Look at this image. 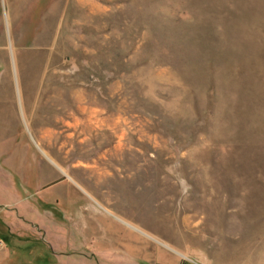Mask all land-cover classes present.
<instances>
[{
	"label": "rangeland",
	"instance_id": "obj_1",
	"mask_svg": "<svg viewBox=\"0 0 264 264\" xmlns=\"http://www.w3.org/2000/svg\"><path fill=\"white\" fill-rule=\"evenodd\" d=\"M3 115L0 190L37 165L108 196L140 264H264V0H0Z\"/></svg>",
	"mask_w": 264,
	"mask_h": 264
},
{
	"label": "crops",
	"instance_id": "obj_2",
	"mask_svg": "<svg viewBox=\"0 0 264 264\" xmlns=\"http://www.w3.org/2000/svg\"><path fill=\"white\" fill-rule=\"evenodd\" d=\"M30 172L29 185L0 190V258L24 241L45 242L47 257L56 264H71L74 251L78 264L142 262L141 233L134 234L117 208L105 206L108 196L68 179L44 185L37 165Z\"/></svg>",
	"mask_w": 264,
	"mask_h": 264
}]
</instances>
